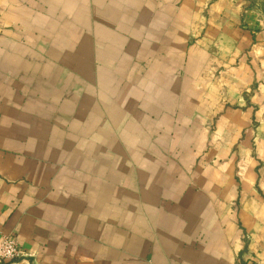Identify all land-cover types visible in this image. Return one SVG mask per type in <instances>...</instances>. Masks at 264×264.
<instances>
[{"label": "crops", "instance_id": "0c3cea01", "mask_svg": "<svg viewBox=\"0 0 264 264\" xmlns=\"http://www.w3.org/2000/svg\"><path fill=\"white\" fill-rule=\"evenodd\" d=\"M3 264H264V0H0Z\"/></svg>", "mask_w": 264, "mask_h": 264}, {"label": "built area", "instance_id": "2783aa9c", "mask_svg": "<svg viewBox=\"0 0 264 264\" xmlns=\"http://www.w3.org/2000/svg\"><path fill=\"white\" fill-rule=\"evenodd\" d=\"M25 257L15 238L5 237L2 240L0 244V264L5 262L16 263Z\"/></svg>", "mask_w": 264, "mask_h": 264}]
</instances>
